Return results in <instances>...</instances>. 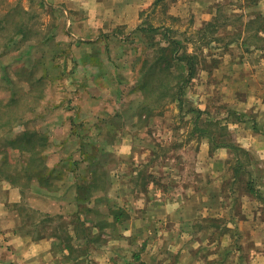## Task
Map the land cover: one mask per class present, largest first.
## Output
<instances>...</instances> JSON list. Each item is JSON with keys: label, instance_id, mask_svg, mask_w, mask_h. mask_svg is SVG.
I'll use <instances>...</instances> for the list:
<instances>
[{"label": "crops", "instance_id": "0c3cea01", "mask_svg": "<svg viewBox=\"0 0 264 264\" xmlns=\"http://www.w3.org/2000/svg\"><path fill=\"white\" fill-rule=\"evenodd\" d=\"M52 1L70 12L73 48L89 57L74 76L82 81L76 82V114H51L53 120L69 116L59 128L63 134L76 117L95 138L92 150L82 143L72 161L69 145L57 146L65 153L59 160L46 157L49 176L40 180L30 178L24 160L11 174L0 158V264H264V45L246 43L245 28L217 62L201 68L193 83L202 88L193 100L209 127L177 130L178 144L170 142L175 137L164 144L177 153L167 156L156 142L142 140L144 130L106 128L107 117L123 114V94L97 86L115 87L109 78L124 89L140 86L139 64L128 66L139 71L137 82L128 81L117 60L128 53L125 40L143 14L163 13L170 0ZM171 1L168 15L185 11L204 23L203 11L221 0ZM95 54L102 61L95 63ZM67 79L60 83L74 85ZM106 134L119 137L109 142Z\"/></svg>", "mask_w": 264, "mask_h": 264}, {"label": "rangeland", "instance_id": "374dc122", "mask_svg": "<svg viewBox=\"0 0 264 264\" xmlns=\"http://www.w3.org/2000/svg\"><path fill=\"white\" fill-rule=\"evenodd\" d=\"M52 2V0H0V124L10 119L14 112L18 116L25 115V123L22 126L15 124L12 127L3 128V134H0V150L7 152L8 169L6 171L11 172V174L15 169L14 165L23 160L20 158L21 152L18 147L22 145L25 139L14 143L10 141L17 134H23L29 130L45 135L47 143L44 154L47 158L55 160H59L60 155L65 153L64 149L58 150L57 146H61L60 144L62 146L69 145L67 157L72 161L80 155L79 150L82 143H89L90 149L88 152L92 150L91 147L94 143L93 131L89 132L86 129L85 122L79 123L75 117L73 126L68 125L70 133L66 130V133L63 134L59 128H61V125L63 127L66 124L64 117L69 116L61 115V118L58 116L56 120H53L55 115L51 114L56 111L76 114L78 111L74 98L81 95L79 91L81 87L76 84L79 81L75 80L74 76L83 57H89L83 54L80 51L81 49L73 48L74 39H71L73 37V26L70 22V12L63 5L57 7ZM171 4L172 1L170 0L166 6L161 7L162 9L159 7L163 13L156 12L155 9L153 13L145 12L143 14L144 21L139 26H144L150 30L152 37L139 36L140 34H135L136 29L132 32L133 35L125 40L127 42L125 49L128 53L120 55L117 60L122 66V79L126 76L128 81L136 80L137 82L139 71L129 72L128 66L139 64L141 67L146 62L151 65L156 58V54L154 53L155 50L148 45L152 40L160 42L161 39L167 44L165 33L170 39L180 40L189 53L196 52L198 55V72L195 77L197 78L202 72L201 68H205L206 65L215 61L217 62V59L223 55L222 49L237 40L241 31L245 28L248 30V26L251 29L249 25L250 18L257 13L264 16V0L254 5L251 4V0H221L217 6L203 11L209 17V21L204 23L193 22L185 11H181V17L168 15L166 11H169ZM211 24L212 27H210ZM263 25L264 23L259 21L256 28L258 29ZM202 26H206L204 31L208 29L206 36L198 31V28ZM151 28L157 30L152 31ZM211 28L212 31L217 30L214 35L213 32L209 33ZM110 32H114L112 26ZM125 32L121 31L120 33L126 34ZM246 36L247 34L244 37L246 38ZM216 38H220V42L215 41ZM77 39L75 41H79L78 44L81 42L86 43L85 40ZM258 44L264 45V42ZM234 46H236L235 43ZM91 59H95V63L102 61L97 54L92 55ZM63 65H68L67 69L69 71H65L66 73L63 69L60 71ZM69 65L72 67H69ZM179 66L181 65H174L171 73H158L157 70L155 71L153 76L156 92L148 95L145 99L146 103L144 102L145 94L141 91V85L140 87L134 85L131 88L124 89L121 88L124 85L117 86L118 78L115 80L109 78L107 82H114L115 87L97 86V88L110 95L123 94L122 102L119 103V109L123 114L121 116L113 114L107 117L105 119L106 128L114 126L117 129L120 128L121 132H127L131 130V127L133 130H144L143 132H147V135L142 140L148 143L156 142L159 145L160 152L169 156V153H177V151L166 147L164 144L167 139L171 140L173 137L176 139L170 141L171 144L175 146L178 144L177 130H191L198 126L209 127L205 124V120L201 119L198 112V101L193 100V98H197L202 88L197 87L193 83V79L186 85L181 103L177 99L178 97L174 96V94L177 95L178 90L176 83L179 78H176V74L179 71ZM24 67L30 69V76L25 73ZM49 68H51V71H49ZM66 75L67 80L70 82H72V76L74 85L66 86L60 83ZM32 77L36 78V81L37 78L42 77L44 81L40 83L34 81V86H32L33 83L29 82ZM139 83L141 84L142 81H139ZM83 94L91 95L88 91H84ZM13 95H15V99L12 98ZM142 106L147 109L144 111L147 118L141 116V113H143ZM114 108L117 109V104ZM106 136L109 138L106 141L109 142H113V137H119L118 134H106ZM186 137L191 138L188 134H186ZM53 146H56V148ZM25 154L27 156V153ZM14 176L16 177V175ZM24 185L27 186V184ZM25 209L27 215H29V221L32 222V210H29L27 206Z\"/></svg>", "mask_w": 264, "mask_h": 264}, {"label": "trees", "instance_id": "16d2710c", "mask_svg": "<svg viewBox=\"0 0 264 264\" xmlns=\"http://www.w3.org/2000/svg\"><path fill=\"white\" fill-rule=\"evenodd\" d=\"M260 1L261 0H251V4L254 5ZM259 21L264 23V16L257 13L249 21L250 23L249 25L251 26V29L249 28L247 24L249 32L244 40L246 43L259 46L260 45L258 44L259 42H264V36L260 34L261 32L264 33V25L261 27L259 26L260 28L258 29L256 28V24ZM206 26H208V24H206ZM206 26L204 27L205 29H206ZM210 27H212V24L210 25ZM204 28H202L200 31L203 33L204 36H206V34L208 33V29L204 31ZM151 29L152 31L157 30L154 28H151ZM216 31L217 30L212 31V28H211V30H209V33L213 32L212 34L214 35ZM242 32L244 31H241L238 34L237 39H240L242 37L243 35ZM135 34H140V36H144V37H152L151 31L148 30L144 26L137 28V30L135 31ZM164 36L167 41V44L166 42L164 43L163 42L164 40L161 39L160 42L159 41L155 42V40H152V42L148 45L150 48H153L155 50L154 53L156 54L155 55L156 58L154 57L155 58L154 62L151 65H149L148 62H146L143 66H141V73H142L143 79L141 80L142 83L140 85H141V91H143V93L145 94L144 96L145 103H146L145 99H147L148 95H151L156 92L155 78L153 76L156 70L158 71V73H165V72L171 73V70L174 67V65H177V64L181 65L179 66V71L176 74L177 75L176 78H179V80L176 83V85H178V90L176 92L177 95L174 94V96L178 97L177 99L180 101V103L182 101V97H183L186 85L190 83L192 79L195 78L196 73H197L198 55L196 54V52L189 53L187 51V48L182 44L180 40L174 39V38L170 39L168 38L166 33ZM215 41L220 42V38H216ZM23 70L25 71V73H27L30 76V69L24 67ZM34 81H36V78L34 77H32V79H29V82L31 84ZM41 81H44L42 77L37 78L36 82L40 83ZM34 83L32 84V86H34ZM12 98L15 99V95H13ZM141 109H143L142 111L143 113H141V116L144 118H147V116L144 114V111L147 110L146 107L142 106ZM14 113H12L13 116L10 119L5 120L0 124L1 125L0 129L12 127L16 123L22 121V119H25L24 118L25 115L18 116L17 114H14ZM24 139L25 141L22 143L21 146L18 147L19 151L21 152L20 158L24 160V163L26 165L25 166L26 169L24 170L27 172L29 171V173L31 174L30 178H32L33 175L34 176L36 175L39 177L38 179L40 180L41 178H44V176L49 174V169L45 165L46 156L44 154V151L46 149L47 138L45 135H40L35 132L27 131L23 134L17 135L10 141L14 143V142L23 141ZM25 153H27V156ZM0 155L4 159L3 163L5 164V166H8L7 152L5 150H0ZM3 169L6 170L8 168H3ZM80 189L81 190L85 189L86 193L88 194L92 192L91 191L92 189L90 190V188L88 189V188L80 187Z\"/></svg>", "mask_w": 264, "mask_h": 264}]
</instances>
